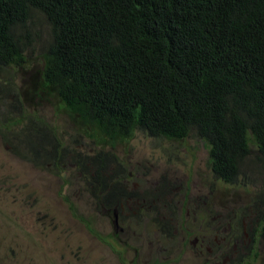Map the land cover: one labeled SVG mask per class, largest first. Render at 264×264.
Instances as JSON below:
<instances>
[{
    "label": "trees",
    "instance_id": "obj_1",
    "mask_svg": "<svg viewBox=\"0 0 264 264\" xmlns=\"http://www.w3.org/2000/svg\"><path fill=\"white\" fill-rule=\"evenodd\" d=\"M16 69L32 71L27 90L12 81ZM41 96L97 145L136 131L192 136L206 143L217 180L246 179L248 164L264 169V0H0L2 138L16 151L22 142L36 164L69 156L105 208L121 210L132 194L105 175L108 153L82 156L63 144L24 105ZM251 202L239 215L255 213L246 223L250 243L240 225L229 253L245 245L253 261L264 235V188Z\"/></svg>",
    "mask_w": 264,
    "mask_h": 264
},
{
    "label": "rangeland",
    "instance_id": "obj_2",
    "mask_svg": "<svg viewBox=\"0 0 264 264\" xmlns=\"http://www.w3.org/2000/svg\"><path fill=\"white\" fill-rule=\"evenodd\" d=\"M30 57L37 62L38 47ZM31 73L13 71L18 90L28 88ZM24 105L75 153L107 152L105 175L132 194L131 204L109 211L69 156L58 165L36 164L22 142L16 151L0 134V264H264V235L257 236L253 261L245 245L229 253L240 225L250 243L246 223L255 213L239 215L264 188L260 166L248 164L246 179L227 184L211 173L202 139L136 131L102 146L79 135L55 100L41 96Z\"/></svg>",
    "mask_w": 264,
    "mask_h": 264
}]
</instances>
